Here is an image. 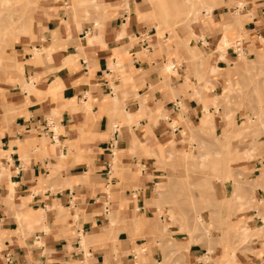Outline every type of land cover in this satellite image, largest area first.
Here are the masks:
<instances>
[{"label": "crops", "instance_id": "0c3cea01", "mask_svg": "<svg viewBox=\"0 0 264 264\" xmlns=\"http://www.w3.org/2000/svg\"><path fill=\"white\" fill-rule=\"evenodd\" d=\"M88 1L72 11V0H40L28 34L8 60L0 57V168L8 171L0 176V264H138L133 249L147 237L133 238L128 226L152 212L145 200L166 173L180 123L200 127L213 112L214 126L225 125L203 92L212 68L224 70L238 55L229 46L220 58L224 25L233 34L242 23L254 43L264 35V0H217L201 10L208 21L193 24L198 39L187 44L156 36L153 9L139 0ZM211 81L210 92L220 90L222 80ZM262 167L259 158L247 164L259 203ZM257 213L250 209L248 222ZM203 249H187L189 264H203Z\"/></svg>", "mask_w": 264, "mask_h": 264}, {"label": "rangeland", "instance_id": "374dc122", "mask_svg": "<svg viewBox=\"0 0 264 264\" xmlns=\"http://www.w3.org/2000/svg\"><path fill=\"white\" fill-rule=\"evenodd\" d=\"M39 1L0 0V57L8 60L5 55L11 52L10 48L13 51L14 41L21 34H28L26 27L33 21L32 13L38 8ZM72 1V11L89 2ZM139 1L140 5L144 3L153 9L152 17L158 23L156 36L170 33L184 44L198 39L194 36L193 24L207 23L208 16L201 14L203 6L217 4V0ZM237 6L240 9V2ZM233 7L231 11H234ZM175 11L186 14L177 15ZM234 17V13L230 15L231 20ZM228 26L224 25L218 46L227 36L230 41L237 40L238 55L232 64L223 57L226 68L213 70L203 78V92L213 97L211 106L215 111L222 110L218 118H224L225 125L220 121V126H214L213 112L206 115L211 121L200 127L180 123L183 128L175 141L187 142V147L176 149L175 141L171 143L172 149L164 158L166 173L153 187L150 198L145 200L146 206L153 207L152 212L148 213L147 219L136 218L133 224H128L133 238L147 237V243L134 246L138 264H189L187 249L191 245H202L203 252L207 250L203 264H258L264 261V226L260 224L264 202L259 203L260 198L252 193L254 187L261 186L248 181L251 171L247 168L255 158L264 163V35L254 43L252 34L245 32L242 23L233 34L227 31ZM217 30H208L207 34ZM216 49L219 51L218 47ZM190 55L197 58L192 52ZM212 78H220L222 87L211 93L214 89ZM115 153L113 165H117L119 159L118 151ZM141 168L138 167V174ZM261 171L264 173V167ZM5 172L8 173L0 168V176ZM221 183L231 187L221 193L218 190ZM249 185L251 193L248 194ZM250 209L258 210L256 217L259 218L255 222H248ZM216 245L219 246L217 252L214 250Z\"/></svg>", "mask_w": 264, "mask_h": 264}, {"label": "bare ground", "instance_id": "6f19581e", "mask_svg": "<svg viewBox=\"0 0 264 264\" xmlns=\"http://www.w3.org/2000/svg\"><path fill=\"white\" fill-rule=\"evenodd\" d=\"M240 5H241V7L243 6L242 5V3L240 2ZM194 7V6H193ZM204 11H206V13L208 14L210 11H211V9L213 8V5L212 4H210V3H206L204 6ZM240 7V8H241ZM165 9V8H164ZM239 11V8H238V6H237V12ZM192 13V12H191ZM205 13V12H204ZM236 15H238V17L240 18L242 15L241 14H239V12L238 13H236ZM165 16V15H164ZM246 16V15H245ZM164 20H165V18H164ZM192 32V31H191ZM204 34V33H203ZM194 36H195V34H194ZM78 37H76V39H77ZM201 39V38H200ZM240 39V38H239ZM77 40H79V38L77 39ZM203 41V40H202ZM239 41V40H238ZM242 41V40H241ZM237 40H234V41H230L229 39H226V38H224V43L222 44V45H220V46H218V49H219V52H220V58L222 59L223 57H224V53H225V51H226V49L229 47V46H233V45H235V47L236 48H234L236 51L237 50H240V48H238V45H239V42H237ZM205 43V42H204ZM233 44V45H232ZM245 54V53H244ZM69 58L70 57H68V60H69ZM66 63V62H65ZM173 67V66H172ZM212 68V67H211ZM170 69H171V64L170 63H168V64H166V70H169L170 71ZM215 68L213 67L212 68V70H214ZM30 79V78H29ZM31 83V82H30ZM231 83V82H230ZM60 85V84H59ZM60 87H61V85H60ZM50 89V88H49ZM51 89H53V88H51ZM55 90V89H54ZM47 93V92H46ZM47 94H50V92L49 93H47ZM51 94H54V93H51ZM51 96V95H50ZM55 96V95H54ZM203 107H204V109H205V111H207V105L203 102ZM114 109V108H113ZM126 109V108H125ZM114 111V110H113ZM203 123H206V120H204L203 119ZM1 166V165H0ZM1 167H3V166H1ZM12 188V187H11ZM9 193V192H8ZM199 219V218H198ZM260 224H261V226H264V216L262 217V220L260 221ZM249 229V228H248ZM247 229V230H248Z\"/></svg>", "mask_w": 264, "mask_h": 264}, {"label": "built area", "instance_id": "2783aa9c", "mask_svg": "<svg viewBox=\"0 0 264 264\" xmlns=\"http://www.w3.org/2000/svg\"><path fill=\"white\" fill-rule=\"evenodd\" d=\"M146 39V38H145ZM109 147H110V153L112 154V156L114 155V153H113V151L111 150V148L113 147V142H111L110 144H109ZM141 171H143V168L141 169Z\"/></svg>", "mask_w": 264, "mask_h": 264}]
</instances>
